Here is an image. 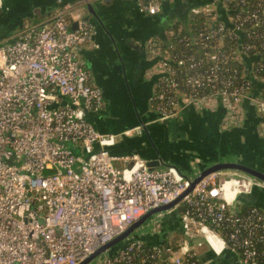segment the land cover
<instances>
[{
  "label": "built area",
  "instance_id": "obj_1",
  "mask_svg": "<svg viewBox=\"0 0 264 264\" xmlns=\"http://www.w3.org/2000/svg\"><path fill=\"white\" fill-rule=\"evenodd\" d=\"M92 1L60 5L43 27L0 43V264H79L191 186L175 165L151 168L139 153L112 151L124 136L141 135L142 125L102 131L84 116L107 109L81 56L97 46L95 29L73 14ZM166 1L174 0L138 6L155 15ZM215 1L191 8L188 23L199 17L198 27L174 24L167 40L147 41V58L159 57L148 73L161 75L149 123L181 119L190 105L223 106L221 129L229 130L245 124L247 99L264 116V0H223V15ZM254 184L241 172L207 175L174 208L180 232L155 216L142 226L149 241L134 234L98 264H206L204 244L216 255L229 249L243 264H264V209L239 199Z\"/></svg>",
  "mask_w": 264,
  "mask_h": 264
},
{
  "label": "water",
  "instance_id": "obj_2",
  "mask_svg": "<svg viewBox=\"0 0 264 264\" xmlns=\"http://www.w3.org/2000/svg\"><path fill=\"white\" fill-rule=\"evenodd\" d=\"M114 1L115 0H95L86 4L87 15L83 20L88 21L95 28L96 34L99 29H102L101 27L110 34L105 25L103 18L104 14L101 11ZM212 2H214V0L166 1L163 5L162 12L149 15L154 19L153 28L155 31L151 36H148V38L150 39L153 36H158L163 40H167V30H170L174 26L175 19L181 20L186 24L189 21V13L192 7ZM2 11L3 8L0 14ZM219 11L220 14L223 15V7L220 6ZM77 25L78 22H75L73 29L76 28ZM99 25H101V27ZM146 39L134 45L129 41L127 42L128 39H126V46L124 47L126 50L125 52L124 50H120L119 44L116 43V39L113 38L122 64L123 80L128 88V94L130 95L135 117L137 118L129 121L128 119L126 120L125 117L119 119L115 113H111V116L90 115L88 119L100 130L116 133L127 128L142 125L144 127V133L141 136H124L120 142L111 147L112 151L118 152V150H126L131 153H139L147 160V164L151 168L175 165L191 180V186L177 200L149 210L125 232L98 248L93 254L79 264H90L97 257L104 255L108 250L112 249V253H114L117 249L124 247L128 240L133 237L135 229L146 225L155 216H162L163 219L166 213H172L176 216L174 212L176 204L180 202L186 194L190 193L204 177L213 172H241L252 177L255 180V184L250 194H242L239 199L245 204L258 206L264 209V158H256L257 150L254 149H258L256 142L252 140L251 142L245 143L246 146L248 145L246 150L251 151V155H254L252 156L253 159L248 158V156L239 157L238 155L243 145V136H248V141H250L249 134L252 132L254 135L259 136L258 126L260 122L264 121V116H259L260 118L257 117L256 111L252 108L247 113V120L244 125L229 130H222L221 123L226 114V109L223 106H220L216 111L205 109L203 111L204 116L199 114L202 110L201 112L195 113L193 112V107H189L181 120L147 124V122L157 118V115L151 112L149 108L157 80L161 75H154L151 79H148L146 76L147 69L159 60V57L151 61L147 60L144 47L149 39ZM128 46L131 47L130 50L126 49L129 48ZM96 83L103 89L105 98L109 99L106 89L103 85H100L98 79H96ZM130 84L134 87L132 88ZM141 84H146V88H141V93L137 100L136 87ZM64 103L66 104L67 101ZM54 106L56 107L57 104ZM187 111L189 114L192 113L190 115L192 119H196L192 120L191 128L188 127L186 131L188 136L186 137L180 130V125L190 122L188 121L189 117L187 118L185 115ZM126 112L127 111H124L123 116H125ZM208 115L214 116V122L209 126H202L204 122L200 120H204ZM198 118H200V120H198ZM199 125L202 128H200ZM260 137L264 138V135ZM74 152L78 153V150L74 149ZM187 159H189L188 164L186 163ZM194 165L195 169L193 171H195V175L189 177L184 171L186 168ZM217 256L219 259L217 262L213 260L208 264H243L237 253L229 249Z\"/></svg>",
  "mask_w": 264,
  "mask_h": 264
},
{
  "label": "crops",
  "instance_id": "obj_3",
  "mask_svg": "<svg viewBox=\"0 0 264 264\" xmlns=\"http://www.w3.org/2000/svg\"><path fill=\"white\" fill-rule=\"evenodd\" d=\"M79 1L80 0H5V6L0 14V29L6 26V31L0 37V43L12 42L15 39L16 34L26 27H43L46 23L49 22V19L52 17L54 11L58 6L63 5L67 2L76 3ZM101 12L104 14L103 18L105 21V25L110 34H108L106 30H104V28L99 25L103 30L99 29L97 34L95 31L96 35H94V40L97 46H87L83 48L81 51V56L85 61L86 68L89 69L92 73L91 77L93 82L98 85L96 83V79H98L100 85H103V87L106 89V93L108 94L109 99L106 98L107 109L105 114H103L102 116H111V113H115V115H117V118L119 119L125 117L126 120L128 119L129 121H132V119L135 120V118L137 117H135V111L132 106L130 95L128 94L129 91L123 80L122 64L121 60L119 59L118 50L116 45L114 44L115 42L113 38H115L116 43L119 44L121 48L120 50H124L126 52L124 48L126 46V39H128L127 42L129 41L134 45L137 42H142V39H146L148 36H151L154 33V19L153 17L149 16V14L141 12L138 6V0H115L113 3L109 4V6L104 7ZM73 14L76 18L81 17L83 19L87 15L86 5L80 6L78 9H75ZM174 24L184 23L181 20L175 19ZM130 48L131 47L126 49L130 50ZM147 60L151 61L154 59L147 58ZM148 69L146 72V76L148 79H151L153 76L148 73ZM130 86H132V88L134 87L132 84H130ZM141 88H146V84H141L140 86L136 87L137 100L139 99ZM253 109L255 110V108ZM124 111H127L125 116H123ZM203 111L204 110H202L201 112L193 107V112H201L199 114H201L202 116H204ZM191 114L192 113L189 114V112L187 111L185 115L187 118L189 117L188 121L190 122L180 125V130L186 137L188 136V133L186 132L188 130V127L191 128L192 120L196 119H192L190 116ZM256 116L262 117L257 113V111ZM198 120H200V118H198ZM200 121L204 122L202 126H209L214 122V116L208 115L204 118V120ZM149 122H147V124H151ZM200 128L202 127L200 126ZM258 135L259 136H256L252 132L251 134H249L250 141H248L247 139L248 136H243L242 141L245 143L251 142L252 140L253 142H256L258 149H254L261 152V159H263L264 138L260 137L262 135ZM116 153L128 154L131 152H128L126 150H118V152ZM192 169H195V165L192 166ZM164 216L167 230H170V232L181 231L180 221L178 220L177 216L173 215L172 213H166ZM173 219H175L174 222ZM199 252L203 261H205V263L207 262L206 264L212 261V258H210L211 256L208 257L207 255L210 251L206 244L199 247Z\"/></svg>",
  "mask_w": 264,
  "mask_h": 264
},
{
  "label": "rangeland",
  "instance_id": "obj_4",
  "mask_svg": "<svg viewBox=\"0 0 264 264\" xmlns=\"http://www.w3.org/2000/svg\"><path fill=\"white\" fill-rule=\"evenodd\" d=\"M219 3H220V6L222 7L223 6V0H216L215 1V6L217 9H220V6H219ZM6 26H4L2 29H0V37L2 36V34L6 31ZM243 106H244V110L246 113H248L252 108H254V105L253 103L250 101V100H244L242 102ZM189 107H193L192 105L188 106L184 111L183 113H185V111L189 108ZM92 112H90L89 110H85L84 111V116L85 117H88L89 115H91ZM182 119V118H181ZM181 119H178V120H181ZM242 146H241V149H240V152L238 153L239 157H244V156H248V157H252L254 155H251V151L249 150H246V147H248V145L246 146L245 145V142L242 141ZM186 161V160H185ZM189 162V159H187L186 163L188 164ZM184 173L186 175H188L189 177H193L195 175V171H193L192 169V166L191 167H188L186 168V170L184 171ZM175 221V219H173V222ZM175 225V223H174ZM149 230V227L146 229L143 227H139V228H136L135 231H134V234L137 235V237H140L142 240H145V241H149L151 239V235H150V231L147 233V231ZM146 231V232H145ZM159 238L158 237H153V241L154 242H158ZM108 253H112V249L108 250L104 255H107ZM104 255L100 256V257H97L96 259H94L90 264H98V261L100 260L101 257H103ZM208 257L212 258L211 260L213 261H218V256L213 253V252H209L208 254Z\"/></svg>",
  "mask_w": 264,
  "mask_h": 264
},
{
  "label": "trees",
  "instance_id": "obj_5",
  "mask_svg": "<svg viewBox=\"0 0 264 264\" xmlns=\"http://www.w3.org/2000/svg\"><path fill=\"white\" fill-rule=\"evenodd\" d=\"M201 19L198 17L196 20H192V24H191V21H190V23H188V24H190V26L192 27V28H196V27H198L199 26V24H202L201 22H198V21H200ZM194 22H198V23H196V24H194ZM178 26H179V24H176L175 25V29H177L178 28ZM249 205L248 204H246L245 205V208H247ZM180 234H179V236H176L175 238H174V247L176 248L177 247V244H178V240L180 239ZM199 264H203V262L201 261Z\"/></svg>",
  "mask_w": 264,
  "mask_h": 264
},
{
  "label": "flooded vegetation",
  "instance_id": "obj_6",
  "mask_svg": "<svg viewBox=\"0 0 264 264\" xmlns=\"http://www.w3.org/2000/svg\"><path fill=\"white\" fill-rule=\"evenodd\" d=\"M147 39H149L148 37H147ZM146 39V40H147ZM143 41H144V39H142ZM146 46H147V42L145 43V47H144V51L146 52ZM86 65V64H85ZM88 71L90 72V74H92L91 73V71L88 69ZM261 152H259V151H257V153H256V158H258V159H261V154H260ZM248 158H250V159H253V157H248Z\"/></svg>",
  "mask_w": 264,
  "mask_h": 264
}]
</instances>
